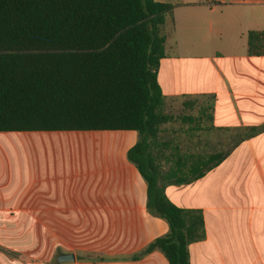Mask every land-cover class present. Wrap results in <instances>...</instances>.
<instances>
[{
  "label": "crops",
  "instance_id": "1",
  "mask_svg": "<svg viewBox=\"0 0 264 264\" xmlns=\"http://www.w3.org/2000/svg\"><path fill=\"white\" fill-rule=\"evenodd\" d=\"M154 1L173 5L161 26L163 109L194 119L162 125L153 152L181 151L170 142L179 134L192 142L184 155L226 152L201 177L164 187L175 205L202 212L189 264H264V47L249 54L247 45L249 31L264 34V0ZM137 140L132 130L0 131V222H57L34 241L88 255L76 264H167L157 250L133 259L168 231L126 159ZM8 233L0 226V247L21 253L28 232L16 241ZM0 264L23 263L0 250Z\"/></svg>",
  "mask_w": 264,
  "mask_h": 264
},
{
  "label": "trees",
  "instance_id": "2",
  "mask_svg": "<svg viewBox=\"0 0 264 264\" xmlns=\"http://www.w3.org/2000/svg\"><path fill=\"white\" fill-rule=\"evenodd\" d=\"M172 8L154 0H0V131H136L126 159L146 184V208L168 231L133 259L157 250L167 264H189L188 245L204 238L202 212L175 205L164 187L201 177L226 152L164 155L173 157L166 170L153 152L160 127L175 119L157 81ZM263 39L249 31L248 53ZM211 108L202 106L204 117Z\"/></svg>",
  "mask_w": 264,
  "mask_h": 264
},
{
  "label": "rangeland",
  "instance_id": "3",
  "mask_svg": "<svg viewBox=\"0 0 264 264\" xmlns=\"http://www.w3.org/2000/svg\"><path fill=\"white\" fill-rule=\"evenodd\" d=\"M263 47H264V39H263ZM188 110H185L183 108H177V109H173L170 110L171 115H173L175 117V119L173 121H177L176 128H178V126L180 125H186V126H190V123L187 121H183L181 120L179 117L184 114V112L186 113ZM190 112V110L188 111ZM194 112V110H193ZM170 114V113H169ZM92 134V133H90ZM180 136H178L177 139H171L170 142L172 145L178 143L181 146V151H175L173 149L170 150L169 154L172 153H183V154H187L188 153V148L189 146L192 145V142H189V140H186L184 137H182L181 134H179ZM168 154V155H169ZM173 158V157H172ZM172 158H159L158 161H160V165L162 170H166L172 163ZM168 195H170V192H168ZM58 223L57 222H0V226L2 228H6L8 229V232L10 231V236L8 237L9 239H11L12 241H16L18 240L19 237H21L22 235H24L25 232H28V236L25 239V243L26 246L23 245L24 240L22 241L21 239V253L23 255L26 256V258L21 259V263L23 264H76L75 260H83L84 257H87V254L84 253H74V255H76L77 259H75L74 261H65V262H58L56 260V257L58 254L60 253H64L61 252V248H54V247H50V246H43L42 248H40L39 246H37L38 244L35 243L34 241V237L35 234H39L42 231L43 232H49L50 230L57 228Z\"/></svg>",
  "mask_w": 264,
  "mask_h": 264
},
{
  "label": "water",
  "instance_id": "4",
  "mask_svg": "<svg viewBox=\"0 0 264 264\" xmlns=\"http://www.w3.org/2000/svg\"><path fill=\"white\" fill-rule=\"evenodd\" d=\"M56 260L58 262L74 261L75 256L73 253H60L57 255Z\"/></svg>",
  "mask_w": 264,
  "mask_h": 264
}]
</instances>
